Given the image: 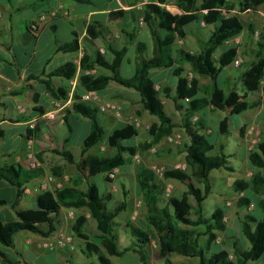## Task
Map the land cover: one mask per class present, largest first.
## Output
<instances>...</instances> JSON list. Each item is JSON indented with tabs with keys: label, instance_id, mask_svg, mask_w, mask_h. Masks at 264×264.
Wrapping results in <instances>:
<instances>
[{
	"label": "trees",
	"instance_id": "1",
	"mask_svg": "<svg viewBox=\"0 0 264 264\" xmlns=\"http://www.w3.org/2000/svg\"><path fill=\"white\" fill-rule=\"evenodd\" d=\"M261 4H264V0H202L199 4L197 0H175V5L182 12L180 15H173L154 4L147 5L143 22L150 31L153 44L152 56L145 59L143 57L145 45L137 43L135 69L130 78H125L119 73L126 54L125 48L120 51L110 49L114 56L110 63L99 52L95 54L94 59L84 55L80 61L82 71H90L98 66L107 70L110 75L83 74L79 77L81 87L88 92L99 93L113 82L135 91L140 97L142 109L156 119L148 130L149 141L138 145H121V141L133 131L130 126H121L106 138L108 146L116 150L114 155L86 157V153L101 141L105 130L98 119L97 108L88 106L75 97L73 112L90 121V132L83 140L81 153L76 158L65 149L51 150L53 154L61 156L66 164L75 167L76 179L72 181L73 186L40 193L36 198V208L17 211L16 220L5 222L0 217V245L6 248L13 247L14 235L21 231L48 236L55 231L54 217L60 209H86L96 222L98 234L87 235L84 232L86 218L78 215L71 227L73 236L84 242V254L96 255L100 264H111L101 249H106L109 255L114 254L117 239L114 233V220L126 209V201L120 202L113 209L107 208L106 203L111 200V194L106 191L100 193L90 179L96 175H103L107 180L106 174L122 168L130 163L138 152L152 149L174 133L176 125L164 110L162 99L167 98L173 101L176 110H184L182 128L189 141L184 146L187 170L182 172L169 169L164 171L163 177L180 182L186 190L181 197H171L165 205H162V188L156 182L154 173L150 169L140 167L135 174V182L140 201L147 211L148 228L143 229L127 222L126 228L136 238L137 243L122 252H117L116 256L132 251L138 256L141 264H149L145 247L154 241L157 255L164 260V264H171L170 257L173 254L197 259L198 264H248V262L264 264V140H260L248 155V163L253 171L249 182L235 183L238 191H246L251 195L239 199L238 207L244 209L252 205L254 210L240 221L241 234L248 242L249 248L244 250L232 242L234 260L231 261L225 250L211 252L217 234L226 232L223 209H216L210 218H206L202 207L211 191L210 172L219 169L231 171V168L228 166L223 147H220L217 154L211 155L216 149L215 144L205 135L207 124L200 115L210 106L222 112L231 109L234 114H241L249 107L245 102L237 104L236 92L230 90L226 94L218 84L222 70L237 59V49L231 47L219 55L217 51L243 31L239 16L232 13L236 6L238 11L243 13L247 10L254 11ZM122 15V11L111 12L109 20L116 22ZM194 22H202L205 26L214 28L198 53L193 54L179 49L173 57L171 48L177 38L185 37L186 27ZM89 34L93 38L91 29ZM59 50L76 51L78 42L74 39ZM183 64L190 66L191 78L185 75L181 66ZM161 68L170 69L172 76L176 78L173 95L172 90L167 86L157 88L158 82L149 75L151 70ZM75 71L76 68L72 63H66L54 70L51 76L69 80L74 77ZM200 78H207L211 82L209 87L204 88L205 90L202 89ZM243 84L250 92L260 88L264 95V44L257 49L254 60L243 73ZM47 89L53 95L54 90L50 82L47 84ZM201 93L203 95L200 96ZM195 116L198 118L193 121ZM219 134L228 135L227 117L219 123ZM2 136L3 133L0 131V138ZM39 171H25L12 165L4 166L0 168V180L12 184L20 193L26 183L38 176ZM63 172L64 167H52V173L56 176H62ZM83 182L87 183L86 191L77 189ZM3 205H6V202L0 201V207ZM41 224L48 226L46 233H40L37 228ZM182 225L189 228H184ZM199 228L204 230L200 231ZM201 237L205 238L204 246L201 245ZM0 259L7 262L1 250Z\"/></svg>",
	"mask_w": 264,
	"mask_h": 264
},
{
	"label": "crops",
	"instance_id": "2",
	"mask_svg": "<svg viewBox=\"0 0 264 264\" xmlns=\"http://www.w3.org/2000/svg\"><path fill=\"white\" fill-rule=\"evenodd\" d=\"M197 1L199 4L202 0ZM150 4L157 5L173 15L182 13L175 3L172 4L169 0H0V131L3 133L0 138V168L12 165L28 171L26 155L28 134L33 140L34 154L42 165L38 176L26 183L20 193L12 184L0 180V201L6 202V205L0 207V217L5 222L16 220V212L19 210L36 208V198L40 194V185L45 181L48 170L51 171L50 174H53L52 162L64 167L63 175L55 176L58 179L65 175L68 176L70 180L65 186H73L72 181L76 179L75 167L66 164L61 156L54 155L51 150L60 151L65 149L69 151L72 135L70 121L77 126L89 125L90 129V121L72 110L75 97L80 99L88 92L81 87L79 77L83 74L93 76L110 75L107 70L98 66L90 71H82L80 61L84 55L94 59L95 54L99 52L110 63L114 58L110 49L120 51L125 48L126 54L122 62L126 60L135 64L137 43L145 45L143 57L145 59L150 58L153 44L150 31L143 22L144 11L147 5ZM116 11H122L123 15L120 20L110 22L109 14ZM232 13L237 14L235 10ZM241 14H251L255 19L264 20V4L258 6L254 11L247 10ZM41 16H45L43 20L39 19ZM199 24L202 25L203 23L200 22ZM90 29L93 38L90 37ZM244 35L245 30L233 41L238 42ZM74 39L78 42V50L73 52L59 50L60 47L72 42ZM187 39L186 31L185 40ZM206 39L201 40L200 46L205 43ZM229 42H226L222 47L224 48ZM129 53H132V55H129ZM66 63H72L76 68L72 79L67 80L62 77L51 76L54 70ZM229 67L231 65L227 68ZM184 68L187 69L188 66L185 65ZM149 75L150 77L156 75V78H152L157 79L159 85L165 81L163 78L167 77L168 79V75H172V73L170 69L161 68L151 70ZM48 82L54 90L53 95L47 89ZM99 96L101 102H105L110 98L119 103L122 101L123 108H127L128 111L131 110L128 105L130 103L129 97L138 96L139 98L135 91L113 82L105 90L99 92ZM131 98L133 99V97ZM56 101L64 105L63 110L57 114L56 119L52 121L43 120L41 116L51 110L52 102ZM84 104L98 110L96 103L85 102ZM98 119L105 132L109 134L119 125L129 126L122 121L115 122L109 112L102 113L98 111ZM34 122H36L35 130L29 131L28 126ZM80 153L81 149L79 154H74V156L78 158ZM53 155L57 159H52L51 156ZM70 167L73 168L70 169ZM121 179L122 177L115 179L116 181L107 179L105 184L108 186L103 191H100L95 184L100 193L106 191L111 194L110 201L113 202V206L110 209L115 207L114 203L119 202L120 197V202L126 201V209L117 217H120V220L118 222L114 220V224L117 226L114 229L117 237L114 254L109 255L106 249L101 250L111 264L114 263L110 257L120 259L118 264H129V261L127 262L124 259L127 255H131V258H133L131 264H135V260H137V264H141L138 256L132 251L116 256L117 252H122L137 243L136 238L126 228L127 222H131L136 227L148 228L146 223L147 211L140 201L135 179L132 183V191L129 194L126 193L127 198H125V193L121 189L123 185ZM116 187L120 189L121 193L116 190L114 194L111 192V189ZM77 189L86 191L87 183L79 184ZM133 200L138 201L135 204ZM69 210L71 209L62 208L59 210L54 217L55 231L48 236L28 231L15 234L13 247L0 246V250L7 259V262L0 259V264H23L24 260L21 256L24 258L30 250L38 255L52 252V250L43 248L42 245L52 241L58 232H68L69 227L72 225L71 220L68 218L69 212L67 211ZM125 212H128V214L122 215ZM85 218L87 222L89 218L87 214ZM91 222L96 226V222ZM225 224L227 229V223ZM37 228L40 233H46L48 230L46 224L38 225ZM17 236L21 244L18 247L15 244ZM145 249L149 264H152L154 260L162 259L158 257L153 241ZM65 250V252L58 251L62 252L66 264H100L96 255L84 254V249L78 250L77 239L74 251ZM77 250L85 259L75 255ZM8 252H13L16 258H9ZM19 256L20 258H18ZM18 259H21V261ZM171 264L173 263L171 262Z\"/></svg>",
	"mask_w": 264,
	"mask_h": 264
},
{
	"label": "rangeland",
	"instance_id": "3",
	"mask_svg": "<svg viewBox=\"0 0 264 264\" xmlns=\"http://www.w3.org/2000/svg\"><path fill=\"white\" fill-rule=\"evenodd\" d=\"M235 11L237 12V15L239 16V19L243 25L245 35L243 38L239 39L238 42L232 40L224 48L221 47V52L219 49L217 51V55L231 47H235L237 49V59L239 60V63L236 66L232 63L231 67L222 70L219 79V85L226 94L230 90L236 92V94L238 95L237 104L245 102L249 107L241 114H234L231 109L229 111L222 112L214 106H210L202 113H200L207 124V129L204 131V133L208 136V139L213 144H215L216 149L215 151L211 152V155L217 154L220 147H223V152L228 159V166L231 168V171L219 169L210 172L209 181L211 184V191L202 205L203 214L206 218H210L211 214L216 209H223V221L227 223V229L225 233L219 232L217 234L218 237L216 242L211 246V252L225 250L228 252L229 256H231V261L234 260L233 249L231 245L232 242H234L238 247H241L244 250L249 248L248 242L241 234L240 221L244 220L245 216L248 213L253 212L254 210L252 205L244 209H240L238 207L237 203L239 199L244 196L250 197L251 195L246 191H238L235 183L237 181H243L244 183L249 182L253 171L251 170L248 163V155L255 149L257 143L260 140H264V95L262 94L260 88L257 91L250 92L246 90L243 84V73L247 70L251 62L254 60V54L256 53L257 49L264 44V20L255 19L251 14H241L238 11L237 6ZM199 23L200 22H194L186 27L188 37L187 40H185L186 35L183 39L177 38L175 45L171 48V54L173 57L176 56L177 50H179L180 48L186 52L193 54H196L201 50V40L206 39L208 34L213 30L214 27H206L204 26V24L200 25ZM129 55H132V53H129ZM185 65L188 66L187 69L184 68ZM181 66L185 71V75L191 78L192 74L190 73V66L188 64H183ZM134 68L135 64L133 62L124 60L119 69V73L123 77H130L133 75ZM155 76L156 75H151V77L153 78H156ZM163 79L165 81L159 84L158 88L167 86L172 90L171 93L173 95L174 88L172 85L176 83V78L172 75H168V79L167 77ZM200 84L202 86V89H204L206 87H209L211 82L207 78H200ZM201 95H203V93H201L200 96ZM131 97H133V99ZM131 97H129L130 103L128 104L129 107H131L130 111H128L127 108H123L121 119H116L112 115L115 122L122 121L124 123H127L133 129V131L121 141L120 144L123 146L126 144L138 145L144 143L145 141H149L148 130L151 124L156 122L155 117L150 116L146 111L142 109L140 97ZM112 99L113 98H110L109 100ZM162 100L165 113L171 117L173 123L176 125L174 134L179 135L180 141L177 144H170L166 141V139H163V141L159 145L153 147L150 150L138 152L135 155L140 160L139 164H136L134 156L131 159L130 163L126 164L120 169H117L115 179L122 177L121 182L123 183V185L121 186V189L124 193L129 194L130 191H132V183L135 179V174L140 167L151 170V166L156 165L162 168V171L164 172L169 169H174L173 167L176 164L185 163L184 146L188 143L189 140L184 132V129L182 128L184 110H176L171 99L163 98ZM224 117L228 118V135L226 136H222L219 134V123ZM197 118L198 116H195L192 120L195 121L197 120ZM136 122L139 123V126L135 125ZM69 125L72 129L69 151L73 155H78L82 146L83 139L90 132L89 125L84 124L83 126H77L71 121L69 122ZM121 126L122 125H119V127ZM108 134V132H105L98 145L90 149L85 156L109 157L114 155L116 153V150L109 147L106 141ZM54 155L51 156L52 159H57V157ZM51 166L56 167L59 165H57L56 162H52ZM72 168L73 167H70V169ZM50 173L51 171L48 170L46 174ZM154 176L156 182L162 188V205H165L168 202V199L171 197H181L183 192H185L186 190V187L178 181L164 179L163 175L161 176L155 173ZM106 181L107 180H105V176L103 175H96L90 179V182L96 184L99 187L100 191H103V189L108 186L105 184ZM196 186L199 185L196 184ZM167 187H170V192L168 195H166L165 192ZM115 190L121 193L120 189H118L117 187L112 188L111 192L114 194ZM127 194H124L125 198L128 197ZM120 201L121 197L119 202L114 203V206L118 205ZM137 201L133 200V203L135 202L136 204ZM190 202L193 204L192 198H190ZM106 206L107 208H111L113 206V202H107ZM67 212L73 213L74 219H76L78 215H82L85 217V215L87 214L89 218L85 223L84 232L89 236L98 234L96 226L91 222L94 220L91 218L89 212L86 209H71ZM126 214H128V212H125L122 215ZM115 220L116 222H118L120 220V217L116 218ZM71 222L73 225L74 220H71ZM182 226L184 228H189L184 225ZM71 227H69L67 233L74 235ZM116 227L117 226H115V228ZM199 230L203 231L204 228H199ZM200 242L201 245L204 246L205 238L201 237ZM15 244L17 247L21 246L18 236L16 237ZM82 249H84V242L82 240H78V250L81 251ZM78 250L75 252V255L81 257L82 259H85ZM62 251L65 252L66 250ZM7 255L9 258L15 257L13 252H8ZM20 256L18 258H20ZM182 257L183 256L173 254L171 256V262L173 264H198L197 259L187 260L186 258ZM21 258L24 260L23 264H66V260H63L64 258L62 252H59L58 250L46 252V254L41 253L39 255L30 250L24 258L23 256H21ZM110 258H112L114 264H118L120 261V259H116L113 257ZM124 259L127 262L129 261L128 263L131 264V259L133 258H131V255H127L124 257ZM134 259L136 258L134 257ZM18 260L21 261V259ZM135 264H137V260H135ZM152 264H163V260H154L152 261ZM248 264L257 263L248 262Z\"/></svg>",
	"mask_w": 264,
	"mask_h": 264
},
{
	"label": "built area",
	"instance_id": "4",
	"mask_svg": "<svg viewBox=\"0 0 264 264\" xmlns=\"http://www.w3.org/2000/svg\"><path fill=\"white\" fill-rule=\"evenodd\" d=\"M172 2V4L175 3V0H169ZM45 16H41L39 19L43 20ZM35 27V25H34ZM239 60L236 59L233 64L236 66L238 65ZM158 88V87H157ZM80 102H93L96 103L98 105V111L99 112H109L111 113L116 119H121L122 118V114H123V106L121 103H119L116 100H107L105 102H101V98L99 96V93L97 92H87L85 93L81 98H80ZM52 109L47 111L45 114H43L41 116V118L43 120L46 121H52L54 119H56L57 114L63 110L64 105H61L59 102H52L51 105ZM136 126H139V123L136 122L135 123ZM36 128V122L30 124L28 126V130L29 131H34ZM166 141L170 144H177L180 141V137L179 135L176 134H172L168 137L165 138ZM26 149H27V168L28 170L31 171H36V170H40L41 169V163L40 161L36 158L35 154H34V150H33V140L30 137V135L28 134L27 137V142H26ZM134 160L136 162V164L140 163V160L138 159L137 156L134 157ZM174 170H179L182 172H185L187 170V165L186 163H179L176 164L174 167ZM116 171L117 169L113 170L112 172L107 174V179L110 181H114L116 178ZM151 171L155 174L158 175H163V171L162 168L153 165L151 166ZM69 177L68 176H63L60 179H58L54 174H48L46 175L45 181L40 185V193L46 192V191H50V192H54V191H58L61 190L65 187V184L69 182ZM166 195L169 194L170 192V187H167V189L165 190ZM68 218L70 220H74V214L73 213H69L68 214ZM43 248L45 249H49V250H69V251H74L76 248V238L68 233L65 232H58L57 235L55 236V238L52 241L46 242L42 245ZM229 258L231 259V256H229Z\"/></svg>",
	"mask_w": 264,
	"mask_h": 264
}]
</instances>
